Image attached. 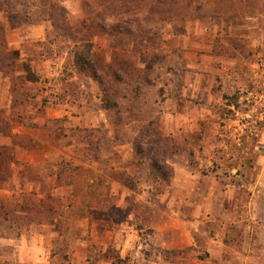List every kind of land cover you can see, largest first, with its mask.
<instances>
[{
    "label": "rangeland",
    "instance_id": "rangeland-1",
    "mask_svg": "<svg viewBox=\"0 0 264 264\" xmlns=\"http://www.w3.org/2000/svg\"><path fill=\"white\" fill-rule=\"evenodd\" d=\"M193 1L0 0V22L14 53L1 65L4 72L18 70L0 74V236L36 237L58 264H72L80 243L88 246L87 264H167L172 256L148 226L154 207L135 199L142 183H153L145 197H155L158 218H208L212 212L211 218L250 220L251 242L264 262V18L214 15L210 0L197 12L188 8ZM93 59L106 84L91 79ZM103 89L110 90L107 97ZM236 98L246 114L230 113ZM251 123L260 127L258 143L244 146L240 134ZM121 144L126 152L146 151L126 165L135 192L110 190L102 177L88 183V164ZM61 151L60 158L41 157ZM254 154L257 164L246 169L244 185L228 191L237 201L226 204L217 184L230 180L223 169L238 155ZM158 156L165 159L151 178ZM101 164L107 168L105 160ZM54 171L64 176L59 182ZM192 183L201 190L180 186ZM213 184L215 202L203 204ZM107 224L116 233H107Z\"/></svg>",
    "mask_w": 264,
    "mask_h": 264
},
{
    "label": "crops",
    "instance_id": "crops-1",
    "mask_svg": "<svg viewBox=\"0 0 264 264\" xmlns=\"http://www.w3.org/2000/svg\"><path fill=\"white\" fill-rule=\"evenodd\" d=\"M7 43L9 48V42L7 41ZM9 50L11 51L10 48ZM11 87L12 86L9 87V96L11 95L9 97V101H12L13 96H15V93L12 91ZM166 97V102L169 103L170 96L166 94ZM93 122L94 124L89 125L93 128L97 127L95 124V119H93ZM124 146L125 144L119 145L117 152L114 151L113 154H105V152H100L99 158L93 160L94 165H91V162L88 164V183L95 184L99 180V177H102V179H107L112 184L111 187H108L110 190H112L113 185H116L119 189L127 190V192H135V190L128 187L129 185L127 184L126 178L129 179L131 175L130 171L128 170L129 168L126 167V165L128 163H132L128 160L134 159V156H140L137 154V152H135L133 147H131L132 152L130 150L129 152H126L121 149L124 148ZM62 154H64L63 151L58 152V154L46 152L41 157L50 160L52 158H60L62 157ZM12 156H14V154H12ZM28 156L32 157V154L28 153ZM260 158L262 157L260 156ZM102 160H105L104 167L107 168L101 167ZM116 162H119V164L116 165ZM189 168L190 167L186 165V167L183 169L188 170ZM107 171L111 172V174L109 173V175H107ZM113 173L118 175L123 174L125 178L119 176L113 177ZM192 173L193 172H191V174ZM60 174L56 171L52 172V176H55L57 181L59 180L58 176L60 177ZM75 175H78V173L76 172ZM63 177L64 176L62 174V177L60 178L63 179ZM132 177H135V175L132 174ZM138 183H136V186L139 185ZM143 184L144 186H140L139 188V190H142L143 193H138L137 196L135 195V199L137 202H140L143 205L150 204L152 207H154V211H151L153 216L148 220V226L152 230V234H155L154 238L157 240L161 239L159 245L166 249L169 254H171V261H169L167 264H264V262H260V260H258L257 255L255 254L256 249L253 248L251 242L253 235L250 231V220L248 221V219L243 218L240 215H236L235 218H231L232 216H229V218H211V215H213L212 212V214L209 212L210 216H208V218H200L199 216V218H158L155 216L160 215L159 211L157 209L155 210V197H152V201L145 197L146 193H148L147 189L148 191L154 190L153 183L150 184V186L146 183H142V185ZM217 184H220L219 186L223 187V201L228 205L230 203L234 204V202L237 201L236 195L228 194V191L233 190L234 192H237L239 187L226 183ZM61 186L62 184L58 183V186H56L54 190L56 189L57 191L59 188H61ZM180 186L185 190L191 191L201 190L202 187L201 184L195 183L183 184ZM206 189L207 191L204 197H202V201H204L203 204L214 203L215 200L212 193L214 184L212 186L207 185ZM129 195L131 194L129 193ZM156 198L159 199L158 196ZM192 204L196 205L195 213L197 215L199 205H197L196 201H192ZM261 220H264V218H261ZM236 231L238 233V242L236 241ZM106 232L111 234L116 233L113 230H106ZM136 232L137 234L133 233L135 238L139 237V231L136 230ZM263 232L264 231H262V233ZM49 233L53 235L52 232ZM16 238L0 236V261L7 262L8 264H33L37 262L41 264H58V262L55 263V260L50 259L49 252L52 248L50 247L48 249V247L45 245L39 246V244L34 242L36 237H32V240L28 241L26 234L24 235L22 233L20 237ZM125 247L126 245L122 244V254L125 252ZM138 247H140L139 244ZM87 254L88 246L80 243V245L76 246L72 252V255L74 256L72 264H87ZM158 259L161 260L160 257Z\"/></svg>",
    "mask_w": 264,
    "mask_h": 264
},
{
    "label": "trees",
    "instance_id": "trees-1",
    "mask_svg": "<svg viewBox=\"0 0 264 264\" xmlns=\"http://www.w3.org/2000/svg\"><path fill=\"white\" fill-rule=\"evenodd\" d=\"M206 1H208V0H194L188 6V8L191 9L192 7L196 6V7H198L197 12H200V10L203 8V5H201L199 3L200 2H206ZM210 1H211V4H208L207 9L211 10V13L213 12L214 15L236 13V15H240L242 17V19L252 18V19H258L259 20V19L264 18V0H224V1L222 0V2H220V3L218 0H210ZM239 10L241 12H239ZM238 12L241 14H239ZM217 18H219V17L217 16ZM230 19H231V17H230ZM236 20H237V17H236ZM162 21H164V20H162ZM4 23L0 22V73L4 74V76L6 75V77H7L9 75H11V76L16 75L18 70H16L13 66L10 70L8 69L7 72H4L5 69L1 65L4 63L3 59H6V57H5L6 55L14 54V53L9 52L10 50L8 48V43H7V38H6L7 27L4 25ZM227 23L230 24L231 22L228 21ZM77 54L80 55L81 53L79 52ZM88 54H90V56L92 57L91 52ZM75 59H76V61H74L73 63L76 65V66L74 65V67L76 68L77 67L76 62L78 60V56H74L73 60H75ZM79 60L82 62V64L86 63V61H82L81 59H79ZM17 61H18V57L17 58L14 57L13 64H15ZM91 63H92L91 69L93 71L91 73L92 78L91 77L90 78L93 79L94 81H97L100 85H103L104 82H105L104 84H106L108 78H106V76H100V71L97 70L98 64H97L96 59L91 60ZM147 68H150V66ZM136 69L139 70L138 67H136ZM115 78H116V81H119L120 83H121V81H124V78L122 76L116 75ZM102 92L107 97V94H109L110 90L103 89ZM98 97H101V96H98ZM238 100H239V98L238 99L236 98V101H234L233 104H229L230 106L234 105L236 107V111L235 110H229L233 116H235V112L237 114V112L241 111L243 114H246L248 111V110H243L240 107ZM228 116H229V114H224V119H228L229 118ZM259 128L260 127L257 124H253V123H251L250 125H248L245 128L244 132L242 134H240V139H241V142L244 146H250V144H252L253 146L257 145V143H258L257 137H259V134H260ZM135 152H137L139 155H142V156H144L146 153V151L143 152V150L141 148L136 149ZM157 152H158V150L153 151V153H157ZM164 159H165V157H161V156H158V158L157 157L153 158L152 163L154 165H156L157 167L155 169H152L149 171V176L151 178H155L159 175L160 167L158 164H159V161H163ZM220 159L224 160L225 158L222 155L220 157ZM257 159H258V156L256 154H254L253 156H251L249 158H244L243 155H238L236 157V164H232L229 167H227L226 169H223V167L220 164H217L216 169H218V170L223 169L224 171H223L222 175L230 177V180L225 182L226 184H232V185H235L236 187H242V185H244V184H243L241 178L245 179L247 177V179H248V173H247L246 169H248L250 172L253 171L254 168L256 167V164H257L256 160ZM239 161L240 162L243 161V162L240 163ZM235 168H236V174H232V171ZM72 172H74V171H72ZM116 175H118V174H116ZM113 177H115V174L113 175ZM153 194H154V192H153ZM101 207L98 205L96 210L99 211ZM105 207H106V205L104 206V208ZM112 222L114 224V221H112ZM107 225H108L109 230L113 229V228H111L112 224H107Z\"/></svg>",
    "mask_w": 264,
    "mask_h": 264
}]
</instances>
